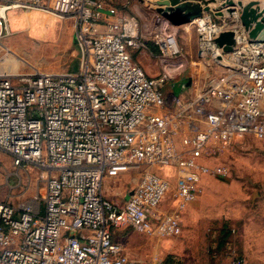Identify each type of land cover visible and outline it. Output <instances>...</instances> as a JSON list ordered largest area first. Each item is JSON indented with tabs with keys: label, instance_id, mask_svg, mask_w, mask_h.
<instances>
[{
	"label": "built area",
	"instance_id": "1",
	"mask_svg": "<svg viewBox=\"0 0 264 264\" xmlns=\"http://www.w3.org/2000/svg\"><path fill=\"white\" fill-rule=\"evenodd\" d=\"M16 9L74 17L85 56L76 74L0 76V150L16 167L41 165L48 174L38 207L0 200V264H138L116 231L180 235L182 212L202 194L203 174L227 175L201 165L206 148H228L247 136L264 140V43L250 40L235 15L237 44L223 54L215 39L228 24L209 14L196 19L200 56L225 55L235 71L183 99L162 90L170 67L153 78L134 60L136 23L123 17L101 28L104 1L0 0V36L9 34L6 16ZM158 20L162 56L182 57L173 26ZM132 170L140 179L116 204L104 194V180Z\"/></svg>",
	"mask_w": 264,
	"mask_h": 264
},
{
	"label": "rangeland",
	"instance_id": "2",
	"mask_svg": "<svg viewBox=\"0 0 264 264\" xmlns=\"http://www.w3.org/2000/svg\"><path fill=\"white\" fill-rule=\"evenodd\" d=\"M102 1L105 9L138 25L139 41L132 56L146 72L145 68H155L159 76L170 67V80L162 89L165 95L189 99L197 87L235 71L224 56L225 64L210 56H200V34L193 23L170 31L184 55L164 58L155 43L162 25L160 16L155 15L153 0ZM260 6L263 8L262 2ZM16 10L20 11L11 12L8 20L21 17L19 27L12 29L9 20L10 33L4 29L0 36L1 77L22 81L38 74L66 75L81 71L85 50L77 40L78 24L74 17L60 19L41 10ZM226 23L228 29L236 27L234 19L228 18ZM260 105L263 109L264 98ZM14 161L13 156L0 150V200L18 209L38 207L47 170L28 163L16 167ZM199 162L208 169L223 168L227 175L203 174L202 194L182 212L180 235L147 236L126 230L115 234L116 241L138 264H264V140L247 136L228 148L209 145ZM140 176L139 170H132L115 178L107 177L103 183L104 194L121 205ZM171 181L172 188L163 206L165 212L171 210L174 176Z\"/></svg>",
	"mask_w": 264,
	"mask_h": 264
},
{
	"label": "water",
	"instance_id": "3",
	"mask_svg": "<svg viewBox=\"0 0 264 264\" xmlns=\"http://www.w3.org/2000/svg\"><path fill=\"white\" fill-rule=\"evenodd\" d=\"M152 2V1H151ZM220 2L218 8L211 4ZM155 12L173 27H181L194 23L196 19L209 14L213 18L233 19L238 14V19L252 41L264 43V7L259 1L234 2V0H153ZM239 8V10H237ZM225 10V12H223ZM227 14H229L227 16ZM216 45L223 54L233 52L237 44V34L232 29H226L215 39ZM222 60V55L217 57ZM128 195L126 200L132 195Z\"/></svg>",
	"mask_w": 264,
	"mask_h": 264
},
{
	"label": "crops",
	"instance_id": "4",
	"mask_svg": "<svg viewBox=\"0 0 264 264\" xmlns=\"http://www.w3.org/2000/svg\"><path fill=\"white\" fill-rule=\"evenodd\" d=\"M239 1H241V2H243L244 4H247L248 2H250V1H254V0H234V2H239ZM260 2H262V6L264 7V1H262V0H260ZM219 5H220V2H218L217 4H211L210 6L212 7V8H218L219 7ZM12 12H13V10H11ZM11 11H10V13H11ZM16 11H20V10H16ZM223 12H225V10L223 11ZM21 14V13H20ZM104 15H105V17H106V22L105 23H102V26H101V28L102 29H104L105 30V28L107 27V24L108 23H110V22H117V21H119L120 19H122L123 17L121 16V15H118V13H112V11H110V10H108V9H105V11H104ZM155 15L156 16H158V14H156L155 13ZM8 16H9V18H10V14L8 13ZM227 16H228V14H227ZM10 20V19H9ZM226 21H228V19L227 20H225L224 18L223 19H218L217 18V22H221V23H226ZM229 21H231V20H229ZM11 22V21H10ZM10 26L12 27V25H11V23H10ZM10 27V28H11ZM13 29V28H12ZM3 40V39H2ZM4 41V40H3ZM2 41V42H3ZM1 42V43H2ZM3 46V45H2ZM146 70H147V74H148V72L149 73H151L152 75H154V78H156V77H158V74H159V71L157 70V69H155L154 68V70H150V69H148V68H145ZM149 75V74H148ZM150 76V75H149ZM152 77V76H151ZM193 96V95H192ZM191 96V97H192ZM261 108H262V106H261ZM264 109V108H263ZM106 197H108V196H106ZM109 198V197H108ZM110 199V198H109ZM111 200V199H110ZM126 200V199H125ZM125 202V201H124ZM123 204V203H122ZM191 206V205H190ZM126 230H130V229H122V230H118V231H116L115 232V234L116 233H120V232H123V231H126ZM115 234H114V238H115ZM116 240V239H115ZM120 244V243H119ZM121 245V244H120ZM122 246V245H121Z\"/></svg>",
	"mask_w": 264,
	"mask_h": 264
},
{
	"label": "bare ground",
	"instance_id": "5",
	"mask_svg": "<svg viewBox=\"0 0 264 264\" xmlns=\"http://www.w3.org/2000/svg\"><path fill=\"white\" fill-rule=\"evenodd\" d=\"M237 10H239V8L237 9ZM13 11H16V10H13ZM12 12V11H11ZM9 14H10V12H9ZM229 15V14H228ZM51 16H54V17H56V18H58L57 16H55L54 14H51ZM236 16H238V14H236ZM7 20H8V14H7ZM239 17V16H238ZM237 17V18H238ZM21 18V17H20ZM20 18H18L17 16L15 17L14 16V18H11L10 19V21H11V25H12V28L15 30L16 29V27H19V21L21 20ZM31 17H28V22H31L30 19ZM49 19H50V17H48ZM47 18V19H48ZM9 21V20H8ZM22 21V20H21ZM21 24V23H20ZM10 31H11V28H10V30H9V33H10ZM220 53H221V51H219ZM218 56H220V55H218ZM224 57H225V55H223ZM215 59V58H214ZM218 63H220V64H225L224 62V59H223V57H222V60H218L217 58L215 59ZM222 61V62H221ZM231 65H233L232 63H231V61H228ZM229 63H228V65H226L227 67L229 66ZM34 208H36V206H33Z\"/></svg>",
	"mask_w": 264,
	"mask_h": 264
}]
</instances>
